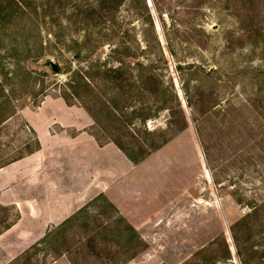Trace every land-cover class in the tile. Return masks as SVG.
Masks as SVG:
<instances>
[{"label":"rangeland","instance_id":"rangeland-1","mask_svg":"<svg viewBox=\"0 0 264 264\" xmlns=\"http://www.w3.org/2000/svg\"><path fill=\"white\" fill-rule=\"evenodd\" d=\"M42 143L103 187L0 202V264H264V0H0V168Z\"/></svg>","mask_w":264,"mask_h":264},{"label":"crops","instance_id":"crops-1","mask_svg":"<svg viewBox=\"0 0 264 264\" xmlns=\"http://www.w3.org/2000/svg\"><path fill=\"white\" fill-rule=\"evenodd\" d=\"M43 146L44 143L40 149L0 168V202L14 204L19 210V218L11 229L23 226L24 221L28 220H32L30 222L32 229L47 228L49 224L55 222L56 217L69 214L72 209L68 200H82L85 197L82 188L87 186V172H89V180L95 182L96 186L103 187L101 178L104 171L97 165L90 167L78 165L73 171L69 169L67 182L74 183V189L71 190L70 185L62 187L61 184L64 182L55 178V166L51 165L48 159L44 163L42 156L46 157L48 153H53L55 156L70 155L71 161L75 159L73 163H79L82 158L81 156L76 158L71 153H58L57 150L46 154L43 152ZM49 156L52 157L48 154L47 158ZM51 173L55 177H52ZM56 200H60L61 203L56 204ZM40 213L43 214L42 225L38 224Z\"/></svg>","mask_w":264,"mask_h":264},{"label":"water","instance_id":"water-1","mask_svg":"<svg viewBox=\"0 0 264 264\" xmlns=\"http://www.w3.org/2000/svg\"><path fill=\"white\" fill-rule=\"evenodd\" d=\"M51 67H52L53 69H56V66H55L54 64H51Z\"/></svg>","mask_w":264,"mask_h":264},{"label":"trees","instance_id":"trees-1","mask_svg":"<svg viewBox=\"0 0 264 264\" xmlns=\"http://www.w3.org/2000/svg\"><path fill=\"white\" fill-rule=\"evenodd\" d=\"M127 156H129L128 154H127ZM130 158V157H129Z\"/></svg>","mask_w":264,"mask_h":264}]
</instances>
